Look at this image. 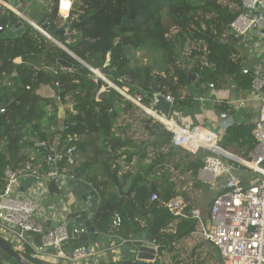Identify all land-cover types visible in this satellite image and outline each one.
<instances>
[{"label":"trees","instance_id":"obj_1","mask_svg":"<svg viewBox=\"0 0 264 264\" xmlns=\"http://www.w3.org/2000/svg\"><path fill=\"white\" fill-rule=\"evenodd\" d=\"M57 3L58 0L45 14L54 29L61 20ZM76 6L67 20L76 24L71 36L78 35L68 43L71 52H63L30 24H25V31L15 38L0 35V108L5 109L0 111V192L5 188L4 171L9 165L17 168L31 162L42 174L65 171L71 178L90 181L110 202L94 218L96 232L130 238L152 224L153 239L161 244V254L166 250L172 264H195L180 259L174 241L194 231L196 225L191 219L176 218L165 207L170 198L186 192L173 188L174 183L165 171L160 173L161 182L149 179L158 165L170 164L171 159L179 156L180 148L173 146L163 126L152 120H144L149 137L140 142L135 140L132 132H128L130 124H121V118L139 107L104 81L106 90L94 102L100 78L93 70L105 72L109 81L121 89L128 88L130 95H142L145 105L151 103L149 97L155 94L172 96L171 117L180 122L202 109L200 98L209 97V83L223 87L227 77H231L239 89L251 91L254 72H242L239 49L225 34L241 11L242 2L79 0ZM165 13L177 29L172 36L165 24ZM20 20L0 5V26L13 27ZM207 32L211 38L206 37ZM139 51L147 62H133L132 54ZM60 53L67 62L79 67L59 66ZM76 57L82 61L89 59L90 67ZM17 58L22 59L20 64ZM205 60L208 65H204ZM192 74H197L194 80ZM43 85L59 90L54 101L35 96ZM68 96L72 109L67 111L60 127L59 103H66ZM215 108L235 112L224 102H217ZM252 130L251 123L235 122L226 128L221 144L226 149L236 146L243 151L244 158H249L257 144ZM51 149L62 154V158L49 160ZM69 150L73 156L77 151H85V160L68 162L64 156ZM191 157L186 153L183 157L186 161L182 163L179 157L174 166L191 170L195 177L204 160ZM134 158L141 163L139 169L121 172L122 162L131 164ZM51 191H57L53 183ZM154 193L158 194L157 200H151ZM186 211L190 209L187 207ZM116 214L122 217V224L113 228ZM73 216L85 220L87 212L79 210ZM83 236L87 244L90 235ZM72 241L73 247L83 243L74 238ZM0 252L3 254L0 264H18L2 249ZM21 254L24 255L22 251ZM26 258L40 264L31 256Z\"/></svg>","mask_w":264,"mask_h":264},{"label":"built area","instance_id":"obj_2","mask_svg":"<svg viewBox=\"0 0 264 264\" xmlns=\"http://www.w3.org/2000/svg\"><path fill=\"white\" fill-rule=\"evenodd\" d=\"M78 1L58 0V15L64 20L71 18ZM241 2V11L231 21L225 34L247 36L249 33L256 32L264 37V0H241ZM233 6L236 7V4ZM6 29L7 27L0 26V30ZM204 65H208L206 60ZM241 70L244 74L254 72L252 90L260 104L259 114L252 130L257 144L250 153L249 159L239 158L224 148L217 132L205 126L185 127L172 118L168 119L176 123L175 128L164 124L148 112V109L152 110V108L143 103L142 95H130L128 88L124 87L125 90H123L106 80L104 74L105 77H102L103 71H93L96 76L99 74L97 77L105 80L109 87L116 88L126 99L164 124L167 131L172 132L173 146L193 156L202 150L209 152L204 156V164L197 173L199 180L204 184L215 186L218 177L224 176L222 185L219 186L218 192L210 202L208 224H204L199 209L186 211L188 204L182 194H176L165 202L167 210L176 218H190L198 222L202 226L199 232L200 237L218 250L224 264H264V60L254 70L245 66H242ZM209 86L213 88L214 84L209 83ZM156 95L149 97L151 105L156 100ZM166 98L173 101L170 95ZM200 100L203 102L205 99L201 97ZM0 111L4 112L5 109L0 108ZM154 112L162 115L160 112ZM221 115L225 116V113L221 112ZM204 134L208 137H204ZM211 138L214 144H210ZM51 151L54 154L49 157V160L55 161L62 158V154H57L54 149ZM65 157L68 162L74 163L75 159L70 150ZM235 163H238V166ZM242 165L253 172L252 178L247 182L242 181L236 173L240 171ZM27 177L37 178L32 185L34 189L39 191L40 188L43 192H47L50 182L59 181L62 174L57 170L42 174L31 162H26L17 168L10 165L5 168V188L0 192V232L5 236L2 238L12 242L18 249H23L26 245L32 246L35 257L51 254L67 264H80L83 260L85 264H102L108 248L92 247L84 243L72 246L70 250L66 248V244L74 235L88 233L85 220L74 217L69 224L61 222L53 227L46 226L37 218L39 207L35 199L30 195L26 197L17 195L18 189ZM158 198L156 193L151 196V200ZM121 224L122 217L116 214L112 227L118 228ZM30 233L38 235L36 246L29 238ZM134 240L135 238H123V243H131ZM123 243L119 245H124ZM152 248L155 250L156 260H159L161 244L155 241ZM50 250H53V253Z\"/></svg>","mask_w":264,"mask_h":264},{"label":"crops","instance_id":"obj_3","mask_svg":"<svg viewBox=\"0 0 264 264\" xmlns=\"http://www.w3.org/2000/svg\"><path fill=\"white\" fill-rule=\"evenodd\" d=\"M19 1H20V4L24 7V12H23L24 16L31 23L32 22L37 23L43 18L46 19L45 18L46 12L47 11L49 12L50 9L54 7L55 2H56V0H44V3H42V6H39L37 4L38 0H19ZM0 5L14 12L21 19L20 21L23 20L18 10L13 8L9 3H7L6 0H0ZM57 7H58V3H57ZM29 14H34L36 19L30 18ZM46 20L48 21V19ZM64 22H68V21L61 18L58 24L61 25ZM31 23H27L25 21L24 26L25 24H30L31 26H33ZM33 27L36 29L35 26ZM9 28L11 27H7V29ZM25 29H26V26H25ZM37 30L41 34H43L39 29ZM49 31H54V29L49 30ZM69 31L71 30H68L67 33ZM0 35L7 36L5 34V30H0ZM43 35L47 37L45 34ZM66 35H65V40H67ZM58 36L60 37V40L62 41L63 36L61 35H58ZM227 36H228L227 38L228 41L232 42L239 49V52H240L239 56H241L243 59L241 69H242V66H245V67H249L250 69L254 70L259 64L263 62L264 60V37L261 34L252 32V33H249L247 36H237V35H227ZM59 37L57 38L59 39ZM51 42L53 43L52 40ZM241 48L243 50H240ZM21 61H22L21 58H17V63L20 64ZM49 87L46 85H43L37 90L36 93L42 96L43 98L54 97L51 94L49 96H45V97L43 96L42 91L47 92L48 90L46 91V88H49ZM54 95H55V90H54ZM204 99L205 100L203 101L202 109L195 110V113L191 117H185L184 118L185 122H189L188 123L189 125L195 124L193 126L200 125V126H205L209 129L214 130L219 135L220 141H222V139L224 138L226 127H228L229 125L235 122H248V123L254 124L259 114L260 104H259V100L256 98L255 94L253 93V90L243 91L239 89L233 83V81L231 80V77H227V80L225 84L223 85V87H219V88H217L216 86H214L213 88L210 87L209 97H204ZM217 102L226 103L230 107H233L235 109V112L233 114L224 112L225 116H222L221 115L222 111H219L215 108V104ZM64 113H65V110L62 108L60 109V105H59V120L61 119L62 121L64 120L65 115H66V114L64 115ZM169 118L174 119V117H171V116ZM59 125H60V122H59ZM189 125L186 127H192ZM62 126L60 125V127ZM164 131L167 134V129L165 126H164ZM146 133L148 134V131ZM148 137L149 135H147L146 138ZM55 140H56L55 142L57 143L59 140V136H57ZM179 150H180L179 156H177L175 159H171V161H169L170 164L163 163V165L162 164L158 165V167L155 169V173L152 175V177H149V179L152 182H156V181L161 182L162 179H161L160 173L165 171L166 177H169L171 182L173 181L174 183L173 188L186 192V195H183V194L182 195L184 196L188 204L187 207L188 209H190V212L192 210L199 209V211L201 212V215L203 216V222L206 225L210 202L212 198L215 196V194L218 192L219 186L222 185L224 181V176L221 175L218 177V181L215 186L204 184L201 180L198 179L197 175L195 177L191 175V170H186L185 168H183V166H174L175 163L177 164L179 162V159H178L179 157L182 158L181 159L182 163L186 161V159L183 157L186 156L187 152L183 149H179ZM227 150H229L230 152H232L239 158H244V156L242 155L243 151L238 149L236 146H229ZM207 153L209 152L206 150H202L195 157H200L204 160V156ZM149 156H152V152H150ZM191 156L193 157V155ZM73 157L77 162L83 161L85 160V157H86L85 151H77L74 153ZM122 165L123 166L121 168V172H126L129 170H131L132 172H136L141 166V163L136 158H134L131 164H125V162H122ZM235 165L238 166V163H235ZM239 170L240 171L238 172L236 171V173L237 175L240 176L242 181L247 182V180L252 178L253 172L250 169L243 167L242 165V167ZM249 171H251V173H248ZM69 180L70 179L62 176L59 179V181H52L53 185L57 188V191L55 192L51 191V184H52L51 183L49 185L48 191L45 192L46 193L44 195L45 206L42 208V211L40 210L38 211L37 218L40 221H42L46 226L53 227L55 224L61 223V222H64L67 224L72 223V220H74L73 218L75 217V216L71 217L72 213L78 212L79 210H82V211L87 210L85 202L81 198H78V196L72 194V189L69 184ZM21 187L17 191V193L18 192L20 193V194H17L19 197H24L22 195H25V196L30 195L31 190L34 188V186H31V187L26 188L24 191H22ZM68 188H70L69 191H68ZM125 188H127V186ZM119 189H120V192H122L121 186ZM211 191H213V195L210 197V200L208 202L206 196H209ZM198 200H200V205L198 203ZM206 204H207V207L204 210V206ZM99 210L100 209L94 211L92 214H89L86 211L87 212L86 219L89 218L93 222L94 226H95L94 218ZM184 219H187V218H184ZM193 222L196 225V227H199L198 231L194 233H197V235H200L199 232L201 231L202 226L195 220H193ZM83 235L85 234H81L78 236L74 235L73 238L85 244V237ZM29 238H31L33 245L36 246L37 241L39 239L38 235L34 233H30ZM82 238L84 240H82ZM123 238L124 237L122 235H119V234L117 235L116 233H101L100 232L98 233L97 237L89 236L86 243L92 247L102 246V247L108 248V250L105 252V255L103 257L102 264H115L116 262L125 261L129 259V256H130V251L126 249L125 247L126 244H128V242L123 243ZM130 238H134V236ZM201 240H202L201 244L206 249L215 248L211 244L203 241L202 238ZM73 242L74 241L71 242L70 240L66 244L67 250H70L72 248ZM122 243L124 245H119ZM18 250L20 251V253L21 251L24 253V255L23 254L22 255L25 258L26 256H31L32 258H35L40 264H67L62 259H59L51 254L43 255L42 257H35L34 248L30 245H26L23 249H18ZM214 250L218 252L216 248ZM50 251L53 253V250H50ZM1 256H3V254L0 252V257ZM219 260L222 261L221 259ZM80 264H85V260H83Z\"/></svg>","mask_w":264,"mask_h":264},{"label":"water","instance_id":"obj_4","mask_svg":"<svg viewBox=\"0 0 264 264\" xmlns=\"http://www.w3.org/2000/svg\"><path fill=\"white\" fill-rule=\"evenodd\" d=\"M7 3H9L13 8L17 9L21 17L23 18L22 21L15 24L13 27L5 30V34L9 38H15L19 35H21L24 30V22L31 23L23 14L24 7L20 4L19 0H6ZM42 3H44V0H38L37 4L39 6H42ZM33 26L36 27V29H39L43 34H45L48 38L53 40L57 46H59L63 52H71L70 45L65 40V34L67 30H74L76 27V24H70L69 22H64L60 26L54 29V27L49 24V22L46 19H41L37 23H31ZM54 29L55 33L57 35L63 36L62 41H58L54 39V37L48 33L49 30ZM207 38H211V33L207 32ZM77 58V57H76ZM81 64L90 67L87 61H82L81 59L77 58ZM57 63L59 66H63L64 68H77L79 65H73L69 62H67L64 59V54L60 53V56L57 60ZM102 71V70H99ZM193 80L196 78V75H191ZM98 82V88L95 92L96 96H99L101 92L106 90V88H103L102 82L103 80L100 78L97 80ZM116 89V88H114ZM59 93L58 89H55V95L57 96ZM35 96H40L37 93ZM44 100H50L54 101V97L50 98H43ZM97 100L94 99V102ZM172 107H173V101L166 98L165 95L157 94L156 100L152 104V110L160 112L163 117L169 118L172 113ZM172 132L167 131V135L171 136ZM52 154H54L53 151H51ZM67 159V157H65ZM37 181V178L35 177H27L26 180L22 184V191H24L26 188L32 186ZM72 194L78 196V198H81L86 205V211L89 214H92L94 211L98 209H102L104 205H108L110 202H105V199L101 196L99 190L89 181L85 179H74L69 182ZM207 220V224H208ZM85 226L87 228V232L90 236H98V233L96 232L95 226L93 225V222L88 218L85 220ZM135 240L131 243V249H130V256L129 259L125 261H119L115 264H164L160 262L159 260H156L155 258V250L152 248V245L155 243L153 239V225L150 224L149 228L146 230H142L140 233L136 234L134 236ZM0 249H2L9 257H11L13 260H15L18 264H35L31 260H28L25 258L18 249H16L14 246H12L9 242H7L4 238L0 236ZM222 260V258H220ZM223 264L224 262L221 261Z\"/></svg>","mask_w":264,"mask_h":264},{"label":"rangeland","instance_id":"obj_5","mask_svg":"<svg viewBox=\"0 0 264 264\" xmlns=\"http://www.w3.org/2000/svg\"><path fill=\"white\" fill-rule=\"evenodd\" d=\"M193 1H200V0H193ZM218 1L219 2H227V0H218ZM76 8H77V6L75 7V9ZM29 16L32 19H36L34 14H29ZM164 16H165V24L169 28L168 29L169 35L172 36L176 33L177 29L171 23V18H169V16L166 13L164 14ZM52 35H53L54 39L58 40L59 42L61 41L60 37L58 35H56L54 33ZM77 36L78 35H74V38H73L71 36L70 31H69L68 34L66 35V38H67L66 41L67 42H73V40L76 39ZM57 37H59V39ZM48 39L51 41L50 38H48ZM53 44H55V42H53ZM240 50H243V49L241 48ZM183 56H184V54H183ZM132 60L134 63L138 60L142 61L144 63L147 62L145 59L144 53L140 52V51L134 52V54H132ZM103 74L105 75V72H102V77H105ZM97 76H99V74ZM106 80H108V79L106 78ZM103 81H105V80H103ZM103 88H106V87L103 86ZM122 89L125 90L124 88H122ZM54 90L51 87L46 88L47 92L42 91L43 96L45 97V96H49L51 94L52 96H54V98L57 97L56 95H54ZM66 100H67L66 103H61V104L59 103L60 109L62 108L65 110L64 115L67 113L68 110L72 109V102H71L70 96H68ZM96 100H98V96H96ZM147 105L152 108L151 103H148ZM149 113L147 111L139 108L138 111H134L130 114H126V115H124V117L121 118V124H123V125H125L126 123L130 124V129L128 130V132L130 134L132 132L134 138L136 140H138V142L147 139L146 137L148 134L146 133L147 130L144 128V120H153L154 123L155 122L160 123L163 126L162 130H164V125L161 122L152 118L151 117L152 114L150 115ZM174 120H176L182 126L185 125V127H186L189 125L188 124L189 122H185V119H183V118H181V122L175 117H174ZM59 122H60V125L62 126L63 125L62 119L59 120ZM90 154H92L91 151H90ZM247 159H249V158H247ZM55 163H53V168H56ZM59 173H61L63 177L70 179L69 182L71 180H74V178H70L69 174L66 173L65 171L59 172ZM248 173H251V171H249ZM69 189L70 188H68V191H69ZM18 194H20V193L18 192ZM45 194L46 193L43 192L40 188H39V191L34 189V188L31 190L30 196L33 199H35L40 211H42V208L45 206V204H44V195ZM212 195H213V191L210 192L209 196H206L208 202H209L210 197ZM22 196L26 197L25 195H22ZM198 203L200 205V200H198ZM206 207H207V204L204 206V210L206 209ZM198 229H199V227H196L194 231H191L190 233L186 234L185 236L178 237L177 240L174 241V246L177 250L176 252L179 254L180 259L182 261L187 262V263H195V264H222V262L219 260L220 256H219L218 252L216 250H214L215 248L214 249H206L201 244L202 240L199 237L200 235H197V233H194V232L198 231ZM0 235L2 237H5L4 234L1 232H0ZM125 247H126V249H128L130 251L131 244L128 243V244H126ZM169 256L170 255L168 254V252H166V250L162 251V254H161V257H159V260L164 264H172V263H170Z\"/></svg>","mask_w":264,"mask_h":264},{"label":"bare ground","instance_id":"obj_6","mask_svg":"<svg viewBox=\"0 0 264 264\" xmlns=\"http://www.w3.org/2000/svg\"><path fill=\"white\" fill-rule=\"evenodd\" d=\"M97 72H99L98 70H96ZM147 109V108H146ZM148 112H150V114H152L157 120H160L161 122H163L164 124H167L168 126H171L172 128H175V122L174 121H169V119L163 117L162 115L157 114L156 112H154L151 109H148ZM204 137H208L206 134L203 135ZM210 144H214L212 138L209 139ZM204 142V141H203ZM206 143V142H205Z\"/></svg>","mask_w":264,"mask_h":264},{"label":"clouds","instance_id":"obj_7","mask_svg":"<svg viewBox=\"0 0 264 264\" xmlns=\"http://www.w3.org/2000/svg\"><path fill=\"white\" fill-rule=\"evenodd\" d=\"M70 23V22H69Z\"/></svg>","mask_w":264,"mask_h":264}]
</instances>
